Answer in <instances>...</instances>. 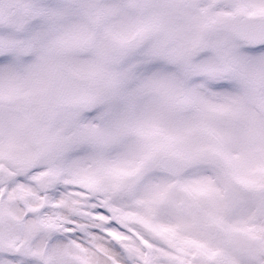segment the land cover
I'll list each match as a JSON object with an SVG mask.
<instances>
[{
  "label": "snow or ice",
  "instance_id": "snow-or-ice-1",
  "mask_svg": "<svg viewBox=\"0 0 264 264\" xmlns=\"http://www.w3.org/2000/svg\"><path fill=\"white\" fill-rule=\"evenodd\" d=\"M168 6L197 21L235 15L236 7L248 13L214 48L169 62L153 58L147 44H135L122 65L137 82L170 85L169 107L194 105L201 118L132 121L90 107L76 115L71 131L77 134L59 152L26 165L11 151L7 157L0 152V264H264V191L232 184L208 149L190 141L195 128H219L220 114L244 99L243 79L264 81V17L254 16L264 0L239 6L175 0ZM30 61L0 54V69ZM81 92L72 75L60 73L61 98ZM86 178L96 185L79 183ZM208 183L221 195L216 207L202 209L189 192ZM130 214L177 239L126 219Z\"/></svg>",
  "mask_w": 264,
  "mask_h": 264
},
{
  "label": "rangeland",
  "instance_id": "rangeland-1",
  "mask_svg": "<svg viewBox=\"0 0 264 264\" xmlns=\"http://www.w3.org/2000/svg\"><path fill=\"white\" fill-rule=\"evenodd\" d=\"M54 2L0 0V54H12L21 62L31 58L18 68L0 69V152L5 157L11 151L16 163L26 165L30 159L59 152L77 134L71 131L76 115L90 107L103 106L105 115L132 121L167 118L190 123L201 118L194 105L169 107L170 85L137 82L122 65L136 36L144 38L153 58L169 62L182 60L190 50L214 48L230 34L223 29L210 33L209 26L232 15L197 21L168 6L175 0H63L64 7L46 6ZM210 2L239 6L258 0ZM238 12L247 13L236 7ZM254 14H264V8L257 7ZM109 39L116 41V48L110 47ZM57 64L88 82L89 100L81 107L53 111L43 124L40 119L49 107ZM242 86L244 99L220 114V127L195 128L190 141L208 149L232 184L259 193L264 191V81L245 78ZM141 104L146 105L144 111L139 110ZM79 183L96 185L87 178ZM189 195L205 209L216 207L221 193L208 183ZM206 215L210 223H217L210 213ZM126 219L165 239H177L175 232L148 225L141 216L130 214Z\"/></svg>",
  "mask_w": 264,
  "mask_h": 264
},
{
  "label": "water",
  "instance_id": "water-1",
  "mask_svg": "<svg viewBox=\"0 0 264 264\" xmlns=\"http://www.w3.org/2000/svg\"><path fill=\"white\" fill-rule=\"evenodd\" d=\"M248 15L246 14H238L234 17H231L228 19V21L225 23V28L228 32L231 31V25L241 18H247ZM259 17H264V16H255V18L258 20ZM211 30H214V28H211ZM142 43V39L140 37L136 38L133 42V45L138 44L140 45ZM112 46H115L114 43H111ZM61 72L69 73L70 75L73 76V78L81 85L82 92L79 96L73 98V99H65L61 98L58 93H57V82L59 79V75ZM87 85L86 82L83 81L82 79L76 77L72 72L68 71L62 66H57L55 73H54V80H53V86L51 90V96H50V102L52 106L56 109L61 108V107H74V106H79L83 104L87 100Z\"/></svg>",
  "mask_w": 264,
  "mask_h": 264
}]
</instances>
